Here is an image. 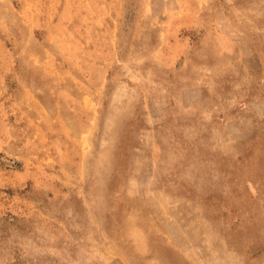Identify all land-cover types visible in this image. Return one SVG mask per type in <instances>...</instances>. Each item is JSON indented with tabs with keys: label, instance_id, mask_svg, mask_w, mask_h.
Here are the masks:
<instances>
[{
	"label": "rangeland",
	"instance_id": "374dc122",
	"mask_svg": "<svg viewBox=\"0 0 264 264\" xmlns=\"http://www.w3.org/2000/svg\"><path fill=\"white\" fill-rule=\"evenodd\" d=\"M0 264H264V0H0Z\"/></svg>",
	"mask_w": 264,
	"mask_h": 264
}]
</instances>
